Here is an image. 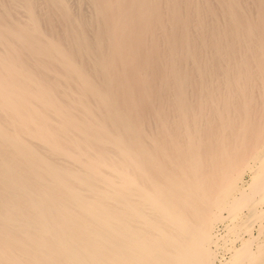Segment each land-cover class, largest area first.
Masks as SVG:
<instances>
[{"label": "bare ground", "instance_id": "6f19581e", "mask_svg": "<svg viewBox=\"0 0 264 264\" xmlns=\"http://www.w3.org/2000/svg\"><path fill=\"white\" fill-rule=\"evenodd\" d=\"M0 264H264V0H0Z\"/></svg>", "mask_w": 264, "mask_h": 264}]
</instances>
